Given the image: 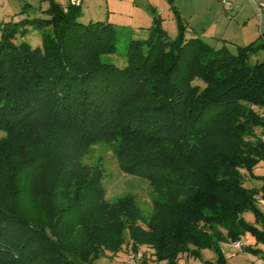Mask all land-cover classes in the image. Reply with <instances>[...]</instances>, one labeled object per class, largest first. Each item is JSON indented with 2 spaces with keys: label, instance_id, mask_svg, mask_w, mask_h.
<instances>
[{
  "label": "trees",
  "instance_id": "1",
  "mask_svg": "<svg viewBox=\"0 0 264 264\" xmlns=\"http://www.w3.org/2000/svg\"><path fill=\"white\" fill-rule=\"evenodd\" d=\"M27 9L0 22V264H95L143 246L168 264L203 251L215 255L204 264H226L222 243L246 233L264 241V229L243 218L263 221L264 184L252 182L264 177L252 170L264 162L255 133H264L255 110L264 112V60L248 58L264 49V34L232 54L195 37L179 18L171 38L153 16L148 37L129 41L120 68L101 61L116 49L110 23H80L71 3L51 1L30 16ZM29 29L41 33L40 47L16 42ZM100 143L117 145L124 173L157 187L150 216L129 196L107 203L97 175L82 173V153ZM46 171L39 196L50 199L62 185L67 197L72 181L76 188L66 206L42 207L39 224L25 213L20 180Z\"/></svg>",
  "mask_w": 264,
  "mask_h": 264
},
{
  "label": "rangeland",
  "instance_id": "2",
  "mask_svg": "<svg viewBox=\"0 0 264 264\" xmlns=\"http://www.w3.org/2000/svg\"><path fill=\"white\" fill-rule=\"evenodd\" d=\"M51 1L62 6L71 3L73 0H0V22L10 20L15 17L14 9L27 5V14L31 12L40 13L46 9ZM264 0H174L173 4L167 0H79L81 16L79 22L87 24L89 22L110 23L115 32L116 49L113 53L101 57L104 63L123 68L127 65L125 56L126 48L130 40H145L148 37L147 28L153 21V16L159 18V24L168 36L174 38L177 36V20L193 30L195 37L200 38L206 44L214 49L226 48L230 53L235 54L238 47L256 45L262 42L261 35L264 34V12L260 16L258 5L263 4ZM224 3L230 8L225 10ZM173 8L176 10L174 11ZM160 11L157 14L156 12ZM12 13V14H10ZM160 15V16H159ZM30 16V15H29ZM17 18V17H16ZM190 33H186L189 36ZM16 42H25L31 47L41 46V33L29 29L23 38H17ZM264 60V49H259L249 55L248 63L250 65L262 62ZM264 117V112L255 109ZM262 141L264 133L260 129L255 130ZM2 134L0 133V137ZM117 145L115 144H95L88 147L82 153L79 159V165L85 169L83 174L86 177L97 175V187L102 189L104 200L107 203H113L124 197H131L144 217H148L153 211V202L158 194L155 186H152L146 179L126 174L120 167L119 159L116 155ZM10 156V155H9ZM13 161L17 155L12 153ZM0 162V170L3 171ZM59 166V163L54 164ZM50 170V169H49ZM253 175L258 178L264 177V162H259L252 170ZM50 172H36L28 176L23 175V196L21 202L25 213L35 222L42 224L45 221L44 209L51 202H60V206L67 205V198L73 196L75 186L73 179L79 175H71L70 179L60 175L61 179L71 180V189H68L67 197L62 195L61 186L55 189L52 197L39 196L43 190H47V182ZM47 174V175H46ZM49 176V177H48ZM257 187H261L264 182L255 180L252 182ZM73 185V186H72ZM39 192V193H38ZM59 193V194H58ZM67 199V200H66ZM264 198L258 199L257 209L263 215L264 207L260 202ZM94 211V202L90 201ZM92 209V210H93ZM245 222L258 231L264 228L261 221H257L253 213L243 215ZM239 241L246 247L252 248L254 252H236L231 243H222L220 248L226 264H264V241L258 240L250 233H246ZM236 241V242H239ZM142 264H168L166 261L156 260L146 247H141ZM128 249L122 247L117 254L106 253L95 260V264H128ZM214 261L215 255L210 251H203L201 258L180 260L176 264H204L203 261Z\"/></svg>",
  "mask_w": 264,
  "mask_h": 264
},
{
  "label": "built area",
  "instance_id": "3",
  "mask_svg": "<svg viewBox=\"0 0 264 264\" xmlns=\"http://www.w3.org/2000/svg\"><path fill=\"white\" fill-rule=\"evenodd\" d=\"M78 2H79V0H73V1H71V4L78 5L77 4ZM224 6H225V10L229 12L230 8L225 3H224ZM257 7H258V13L261 16L263 14V11H264V6L261 4V5H258ZM260 205H262L264 207V200H262L260 202ZM231 245L236 252H240L242 250V248L244 247V245L242 244L241 241L233 242ZM142 256H143V254L140 251L130 252L127 255V263L128 264H142L141 263Z\"/></svg>",
  "mask_w": 264,
  "mask_h": 264
},
{
  "label": "crops",
  "instance_id": "4",
  "mask_svg": "<svg viewBox=\"0 0 264 264\" xmlns=\"http://www.w3.org/2000/svg\"><path fill=\"white\" fill-rule=\"evenodd\" d=\"M19 10H20V8H19ZM19 10H18L17 8H16V9H14V11H13V12H14V14H15V13H17ZM159 12H160V11H157L156 13L158 14ZM10 14H12V13H10ZM160 15H161V12H160ZM160 15H159V16H160ZM240 252H241V251H240Z\"/></svg>",
  "mask_w": 264,
  "mask_h": 264
}]
</instances>
